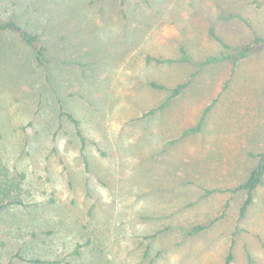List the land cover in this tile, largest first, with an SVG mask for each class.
Here are the masks:
<instances>
[{
	"label": "rangeland",
	"instance_id": "obj_1",
	"mask_svg": "<svg viewBox=\"0 0 264 264\" xmlns=\"http://www.w3.org/2000/svg\"><path fill=\"white\" fill-rule=\"evenodd\" d=\"M0 6V18L49 41L54 86L41 93L19 42L18 56L0 61L1 155L30 191L25 206L0 213V264H223L232 240L231 264H248L247 253L264 264V178L233 236L243 197L234 189L264 149V42L232 74L227 61L200 63L221 52L210 29L234 48L264 38V0ZM182 44L191 62L145 60L177 59ZM151 80L187 86L150 113L169 93ZM57 96L80 122L87 170ZM209 104L201 130L175 140ZM196 224L205 228L186 234Z\"/></svg>",
	"mask_w": 264,
	"mask_h": 264
},
{
	"label": "trees",
	"instance_id": "obj_2",
	"mask_svg": "<svg viewBox=\"0 0 264 264\" xmlns=\"http://www.w3.org/2000/svg\"><path fill=\"white\" fill-rule=\"evenodd\" d=\"M255 3H260V0H253ZM123 4V1H121ZM1 7V6H0ZM124 7L121 9V13L125 14ZM231 18H238L243 22L247 23L245 19L239 17L235 14H229ZM210 34L214 39L219 42L221 45V52L217 55H212L204 58L200 63L206 64L215 61H227L230 64L231 74L235 72L241 60L246 58L252 50L259 46V44L264 42V38H260L254 36L252 41L248 42L247 44L241 47H232L228 43H226L221 37L214 32L213 29H210ZM8 37L7 39L5 37ZM14 42L21 43V46L27 53L26 60L31 61L34 67L38 71V88L43 93L44 90L53 89L54 86L52 84V75H51V61L48 57L47 53L50 48V43L47 39H41L40 34L36 33L32 30L27 29L22 24H20L17 19L14 17L11 18H0V61H4L10 58L12 55H17L22 51V49L17 48ZM254 48V49H253ZM24 52V51H23ZM25 52V53H26ZM179 58L177 59H170V58H162V57H155L151 55H145V60L147 62H153L155 64H165L171 62H191V55L188 53L184 44L179 46L178 49ZM22 62V59L20 60ZM228 79L224 83L226 85ZM148 86L151 89H155L158 91H166L169 92L165 99L157 106L152 109H149L150 113L154 112L157 109H163L171 104V102L178 97L183 89L187 86V82H179L174 85H166L164 83H160L155 80H151L148 82ZM226 88V86H224ZM55 108L57 111L58 118H66L69 122L74 126L76 136L79 140V153L81 157V162L84 166V169L87 170L88 161L85 154L86 148V139L82 133L80 122L79 120L68 110L65 108L63 101L59 96L55 97ZM37 111L41 110L42 107V99L38 98L37 103ZM211 108V104L206 105L202 115L199 117L197 123L195 125L189 126L182 130L180 133V137L176 138L175 140L192 134L194 132L200 131L207 112ZM3 135L0 128V213L8 210L12 207H23L26 205V196L30 194V191L25 187L26 181V173L22 170H19L14 167H10L6 162L3 156L1 155V141ZM175 140L170 141L169 143H174ZM255 164L248 172L247 177L237 185L234 191L240 190L243 197L240 202L238 208V215L236 219V224L234 228L233 236H236L239 231L242 230L241 224L246 219L250 206L253 203L255 190L259 185L263 183L264 178V149L257 152L255 154ZM207 192H213L207 190ZM205 227L200 224H196L190 227L186 234L194 235L200 231H202ZM234 245V240L231 241L227 254L224 258L223 264H231L233 261V253L232 248ZM75 252H78V248L76 247ZM247 261L248 264H253V260L250 254L247 253ZM30 261L38 264L44 262L41 258H34Z\"/></svg>",
	"mask_w": 264,
	"mask_h": 264
}]
</instances>
